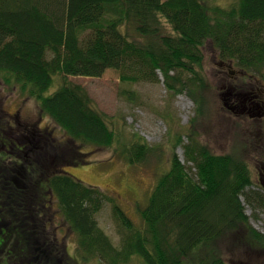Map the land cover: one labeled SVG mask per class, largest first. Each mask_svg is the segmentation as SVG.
Masks as SVG:
<instances>
[{"label": "trees", "instance_id": "16d2710c", "mask_svg": "<svg viewBox=\"0 0 264 264\" xmlns=\"http://www.w3.org/2000/svg\"><path fill=\"white\" fill-rule=\"evenodd\" d=\"M229 1L0 0V78L34 98L40 110L36 119L16 117L0 126V264L95 258L98 264L137 258L142 264H240L221 251L230 234L237 244L264 251V233L251 224L241 199L264 208L263 193L246 191L252 168L239 151L213 153L195 131L187 134L186 163L175 153L182 143L176 137L168 168L139 209V226L102 188L67 171L87 162L81 147L108 148L117 139L87 90L68 77H101L112 69L122 82H157L160 72L170 93L188 92L195 100L192 124L205 104L198 94L208 84L206 44L243 72L264 77V0ZM57 77L63 83L48 94ZM44 116L55 126L47 132L38 127ZM56 129L65 141H58ZM137 138L124 152L130 163L163 156ZM52 203L77 236L79 257L50 230ZM105 204L117 245L96 217Z\"/></svg>", "mask_w": 264, "mask_h": 264}, {"label": "rangeland", "instance_id": "374dc122", "mask_svg": "<svg viewBox=\"0 0 264 264\" xmlns=\"http://www.w3.org/2000/svg\"><path fill=\"white\" fill-rule=\"evenodd\" d=\"M218 2L224 6L230 3L229 0ZM203 51L205 58L202 73L208 84L198 94L199 97L203 96L205 104L194 124L192 121L197 115L195 100L188 92L178 95L170 93L160 72L157 82H122L121 72L112 69L101 77L67 78L69 82L79 84L87 90L96 108L107 116L108 124L117 137L116 142L108 148H95L92 145L81 147L87 153V162L67 171L86 184L102 188L138 226L141 225L139 209L147 204L160 174L168 168V155H171L179 135L182 143L175 146V153L184 163V145L188 143L187 134L190 131H195L197 139L215 154L239 151L240 157L250 164L255 176L258 175L255 167L260 165V161H264V151L258 147L264 141V118L258 115L257 109L255 113L258 116L253 118L244 113L230 112L224 107L221 95L223 87L228 83L238 88V92L247 94L249 98L251 96V100L261 103L264 101V77L255 73L250 74L251 77L248 75L246 79L229 78L219 67L220 61H228L222 59L210 44H206ZM62 83L63 79L57 77L48 94L54 93ZM39 111L34 98L21 93L16 85L5 84L0 78V126L5 124L7 127V120L14 122L16 117L36 119ZM52 126L54 125L45 116L38 123L43 132H47ZM55 135L58 136V141H65L62 131L56 129ZM8 136L14 137L15 134L10 133ZM137 137H141L150 147L160 149L163 156L154 153L146 162L130 163L124 152L130 141H138ZM37 142H40L42 149L47 148L44 141ZM241 199L246 205L251 224L264 233V208L254 209L246 203L245 197L242 196ZM50 210V230L64 242L70 256L79 257L76 251L77 236L64 220L59 205L52 203ZM96 217L101 228L117 245L119 237L112 220L111 205L105 204ZM238 240L235 235L230 234L221 244V251L226 259L240 264H264V251L253 252L247 246L237 244ZM78 263L98 264L96 258L87 263ZM131 264L142 263L137 258Z\"/></svg>", "mask_w": 264, "mask_h": 264}, {"label": "flooded vegetation", "instance_id": "af4514ba", "mask_svg": "<svg viewBox=\"0 0 264 264\" xmlns=\"http://www.w3.org/2000/svg\"><path fill=\"white\" fill-rule=\"evenodd\" d=\"M219 67L222 69L220 70L223 73H227L229 75V78L233 79H246L248 78V75L250 74L243 72L241 69L238 67L234 66V63L232 62H219ZM251 77V76H250ZM224 92L221 94L224 102L223 105L226 109H228L232 113H244L248 115L250 118H253L257 115L255 113V109L258 110V115H261V118H264V101H261V103H257L256 101L251 100L250 98L247 97V94L240 93L238 88H236L233 85H229L228 83L225 84L223 87ZM257 115V116H258ZM264 131V130H263ZM263 136L262 134H260ZM264 140V138L262 137ZM258 147L264 151V141H261V144L258 145ZM260 165L257 166L256 172L258 175H254V172L252 170L253 174V183L249 185L246 188V191L252 192H259L263 193L264 195V161H260ZM250 165V164H249ZM259 176V177H258Z\"/></svg>", "mask_w": 264, "mask_h": 264}]
</instances>
